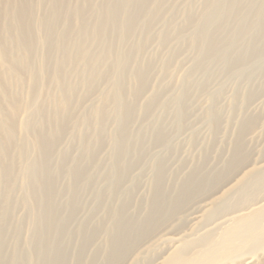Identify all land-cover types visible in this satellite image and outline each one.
Segmentation results:
<instances>
[{
  "label": "rangeland",
  "instance_id": "obj_1",
  "mask_svg": "<svg viewBox=\"0 0 264 264\" xmlns=\"http://www.w3.org/2000/svg\"><path fill=\"white\" fill-rule=\"evenodd\" d=\"M124 1L30 0L23 83L3 75L0 62V79L20 105L10 119L0 95L12 127L0 134V264H162L184 243L195 254L201 247L191 241L233 211L264 203V49L254 54L264 48V0H150L140 12L142 0ZM107 7L114 10L104 32L83 35L73 11L87 12L90 30ZM126 21L134 23L129 33ZM0 36L10 48L2 28ZM211 37L219 42L212 51ZM78 45L86 56L65 60ZM139 71L145 85L135 91ZM67 93L61 115L56 103ZM249 118L253 127L241 133ZM39 133L52 144L45 156L34 143ZM239 142L238 163L226 174ZM250 168L240 189L208 205ZM190 180L172 211L169 201ZM157 191L166 202L145 228ZM218 260L259 264L264 246L223 249Z\"/></svg>",
  "mask_w": 264,
  "mask_h": 264
},
{
  "label": "bare ground",
  "instance_id": "obj_2",
  "mask_svg": "<svg viewBox=\"0 0 264 264\" xmlns=\"http://www.w3.org/2000/svg\"><path fill=\"white\" fill-rule=\"evenodd\" d=\"M149 1L150 0H142V1L138 2L135 5V12H140L144 8V4L148 3ZM128 2H132V0H125L124 4H122V5L126 7V5H128ZM31 10H32V3L30 2V0H13V1L12 0H4V1L0 0V28H2V30H4L7 33V37L6 36H4V37L7 38L5 40H7V42L10 44V48L6 47L4 44V40L0 36V62L2 64V67H4V68H2L3 69V75L7 76V78L8 77L12 78L14 75H16V80L19 83H23L20 75L22 73L21 72L22 69L24 67H26V65H27L26 64L27 54H28L29 50L31 49L30 45H31L32 35L30 33V30H29L30 29L29 19L32 18L31 17V14H32ZM113 10H114V7H107L105 10L101 11L99 13V17L103 21L99 22V24L90 28V30L87 29L88 27L86 25V21H84L85 15L87 14V12L85 14L84 9L76 8L73 11V15L76 19H78L80 22H82L81 33L83 35H88L92 39L95 40L96 38L99 37L101 32H104V27H105L104 25H105V23L110 21L109 15H111L110 12H112ZM29 17H31V18H29ZM57 19H59V18H57ZM149 20H146L145 22H148ZM7 21H8V23H7ZM128 22L125 26L126 27L125 30H126V32L129 33V32H131L132 26L134 23H132V22L128 23ZM115 24H116V22H115ZM120 28L123 29L122 27H120ZM64 40L65 39L62 35L59 43H64L65 42ZM217 42L218 41L214 40L212 37L209 38V40L207 41V45L211 51L218 46ZM263 49L264 48H261V47L257 48L255 50L254 54L255 55L261 54ZM74 50H76L74 53L72 51H70V49L65 50L63 53L64 59L69 60L74 55H76L77 57H79L81 59H83L86 56L84 49H82L79 45ZM107 50H108V52H110V47H108ZM13 52H14V54H13ZM18 59L21 61V63L17 62ZM122 63L123 62L119 61V63L117 62V65L122 66ZM238 63H241V61L238 60ZM57 67L58 66H56V68ZM113 74H115V73H113ZM55 78H56V76H55ZM4 79H6V77ZM2 80L0 79V95H2L4 99H6L5 100L6 104H9V109L11 110V116L10 115H8V116H10L9 118L12 119V117L16 116L18 114V112L20 111V105H19L17 99L11 96V92L9 95V93L7 91L8 85L6 86L5 84H3ZM58 80L59 79H56L55 82H56V84L59 85L60 81H58ZM135 83H137L135 91H138L142 87H144V85H145V73H144V71H139L136 74V82ZM116 92L120 93L119 89H117ZM114 100H115V102L118 101L119 97L116 96L114 98ZM69 103H70L69 94L68 93L65 95L63 94L60 97V99L57 101L55 108L61 115H63L65 109L67 107H69ZM118 103H120V101H118L116 104L119 105ZM116 108H117V106H116ZM121 109H122L123 117L128 119L132 113L129 104H127V103L122 104ZM98 111L95 110V112H94L95 116L99 115ZM1 114L2 113H1V109H0V117H2V118H0V134L2 133L3 135H7L12 127H11V124L9 123V121H5V119H3V115H1ZM7 122H8V124H7ZM254 123H255L254 118L247 119V121H245L242 124L241 133L245 130H249L250 128H252ZM56 129H57V131H63L64 125L58 124L56 126ZM44 136L45 135L40 134V133L38 135L34 136V138H35L34 143L36 144L37 151L39 152V154H42V156L47 155L46 151L49 148H51V145H52L51 142L47 138H45ZM241 146H242V144L239 142V143H237V145L233 149L234 150L233 151V158L231 159V161L229 163V166H228L229 169L226 172L224 171L226 174L228 172H230L233 168H235L234 166L238 163L237 161H238V158L241 155V151H242ZM20 153L21 152H19V154ZM4 154L7 155L6 151ZM6 158H8V157H6ZM120 164H122V163H120ZM262 166L264 167V164ZM1 168L5 174H7V175L10 174V168H11L10 165L5 164ZM252 171H253V169L250 168L249 170H246L245 172H243V177H240V178L236 177L234 179L235 181L232 184L230 183L231 185L229 184V186H227V188L225 187L226 189L223 190L219 196H217L213 200H211L208 203V205L212 208L215 201H222L223 198H225L230 191H232L234 188H238L239 187L238 185L242 182V180L245 177L249 176ZM161 178H163V177H161ZM218 178H217V180L214 179L215 181H213L211 183L213 186H216L217 182H219ZM192 185H193L192 180H190L189 182H187V184H185V189L183 188L184 190H182L183 192L180 196L181 198L179 197L180 199L178 198L174 202L169 201L168 206L170 207V209H172V211L177 209L180 206V204L187 199V195L185 193H187L189 187H191ZM200 185H202L201 182L196 187L199 188ZM206 185H207V182H206ZM196 187L194 186V188H196ZM238 189H240V188H238ZM196 190H198V189H194L193 192H195ZM165 202L166 201L161 197V193H159V191H157L155 193V198L151 204L153 216L151 219L149 218L150 219L148 221L149 223L145 224V225H147V227H145V228H148L151 226L152 219L157 218V214H158L159 210L162 209V207L164 206L163 204ZM207 232L202 238L195 240L193 242L191 241L190 244H196L199 246V248L201 247L197 252H195V254H188L187 248L190 245L184 243L181 246H176L172 250V252L168 255V257L162 262V264H215L219 261L218 258H219V256H221V252L223 249L237 248L238 250L242 251V253H244L245 251H247V249H258V248L263 247L264 246V203H261V204L255 203V205H253L252 207L250 206V207H247L246 209L243 208V209L233 211V213H231L229 215V217L224 218L222 221L217 223V225L215 226L214 229L212 228V230H209ZM121 244L122 245L124 244L126 246L127 241H123ZM259 264H264V260L260 261Z\"/></svg>",
  "mask_w": 264,
  "mask_h": 264
}]
</instances>
